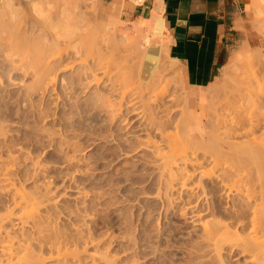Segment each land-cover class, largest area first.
<instances>
[{
  "label": "rangeland",
  "instance_id": "374dc122",
  "mask_svg": "<svg viewBox=\"0 0 264 264\" xmlns=\"http://www.w3.org/2000/svg\"><path fill=\"white\" fill-rule=\"evenodd\" d=\"M39 1L41 3L37 4L36 2ZM85 1L81 9L76 6L78 2L75 4L72 0H35V2L33 0L32 3L26 0H0V123L1 128L4 129L3 133H0L2 163L6 160L4 164H9L7 169L12 168L13 173L10 171L12 173L10 176L13 175L12 179L16 180L15 184L19 189L20 187L23 190L44 189L55 195L54 199L59 202L57 203L59 208L55 209L56 212L54 210L57 215L53 213V223L56 224L54 228L57 226L55 229L59 230L58 228L63 226L64 229L61 227V230L63 232L65 230L66 233L64 232L65 238L62 239L71 238L72 243L68 242V244L75 247L82 246L77 247L76 250L82 253L79 256L82 255L80 258L85 264H93L91 258L88 259L93 253L99 257L97 264H107L108 261L111 264H244L245 256L243 257L238 249L224 248L220 253L214 251L210 253V248L204 247V250L197 246L199 244L197 242L201 241L198 237L199 225L188 219L190 215L188 217L183 213L186 199L195 193H198L197 199L200 197L197 201L199 206H202V209L207 207L208 202L199 190L203 192L204 189H208L206 185H209L210 180L200 181L198 176L194 178L191 184L196 182L203 189L200 187L199 190L197 189L199 192L195 190L193 195L190 189L177 187L170 192L171 195L165 196L163 194L165 190L160 188L158 171H155L157 169L153 168L152 164L150 165V151L145 148L131 151L137 142L140 145V139L146 134L141 132L142 129L138 126L134 115L124 112L127 115L122 117L128 116V122L119 121L124 120L123 118L112 121V117L108 116L109 112H106L110 110L109 105L103 107L95 104H100L95 101L97 96L94 95L98 93V86L94 83L85 89L86 85L83 84H88L87 81L91 80L85 78L83 81L79 80L81 66L57 71V40L61 41L62 48L74 58L72 50L79 41H76L75 37L72 38V30L77 25L85 27L84 29L92 27L90 28L92 35H87L88 39L96 36L99 28L104 24L105 26L110 24L111 29L119 26L132 33L134 37L139 34L137 29L139 19L126 20L115 7L104 5L102 0ZM142 29L144 35L151 34L149 26L143 25ZM93 31H96V34ZM139 43L146 46L142 40ZM157 45L163 49L162 74L159 80L156 79L162 84L156 85L158 89L153 86L158 82L154 81L149 86L142 81L139 74L143 49L136 47L137 44L130 45L127 42L121 46L124 50L122 56H112L107 60L112 66L115 63L126 65V69L116 78L118 79L116 84L124 90L135 85L142 88L140 90L143 91L144 100L139 102L142 98H138L140 100L136 101L139 105L142 103L140 105L143 106L142 111L143 108L146 111L153 110L158 121L169 120L173 124L169 128L170 131L175 132L177 128L179 138L183 141L187 139L188 145L193 143L189 147L199 149L197 152L201 156L203 152L212 153V147L217 144L216 135L208 134L214 132V129L217 134L221 130L217 128L220 125H215L220 124L216 118L224 113V106L229 99L236 100L231 98L232 96L240 97L238 93L242 92L243 88L248 94L249 89L253 90L255 95L260 92L261 96L264 94V77L255 78L258 80L257 83L252 76L257 69V71L261 70V75L264 76V53L261 51L264 48V0L249 1L243 42L230 53L227 64L215 82L198 94L205 119L200 130L188 127L190 98L194 97L195 93H191L186 88L180 66L169 59L165 41L162 38L153 39L151 47ZM79 47L83 48L82 44L81 46L79 44ZM41 55L51 56L50 60L55 59L48 79L43 78L47 79L46 83L49 79L50 81L54 79V83L48 87L37 75ZM85 55L84 52L83 56ZM21 58L24 60L21 61ZM11 59L16 60V69L11 66ZM88 59L91 61L92 56L89 55ZM260 79H263L260 82L261 85L263 84L262 88L258 86ZM40 81L42 84H39ZM103 85L101 84L100 88L106 87ZM159 85L163 89L162 85H165L163 99L159 97L162 94L159 93ZM235 89H239L238 92ZM245 91L242 93L248 95L244 93ZM226 95H229V98ZM169 98H172V101H167ZM248 101L252 103L254 98L252 102L249 99ZM164 102L168 103L167 106H171L166 116L161 112L166 107ZM250 107L252 105H248L247 110L251 109L248 114L251 111H260L261 113H257L259 115L264 111ZM243 109L242 112L239 110L242 116L247 114ZM259 116L264 119V113L263 116ZM120 140L135 142L129 144L130 141L122 143ZM133 143L130 148L129 145ZM164 144L166 143L163 142L162 147L165 146ZM127 150L130 153L126 154ZM239 150L241 151L242 148ZM247 152L243 150L242 154L246 158L249 156ZM260 153L257 158H248V163L244 162L249 166L254 165V160L258 159V156L263 159L264 152L260 151ZM190 157L191 154L187 159L191 160ZM261 161V164L258 163L260 165L263 163L264 167V160ZM2 165L3 169L6 168ZM246 166L254 172L257 168L258 173L261 171L264 173L263 167L261 170L257 165L252 166L253 168ZM1 183L0 219L1 216L5 218L8 216L10 219L5 220V231L0 236V241L2 236L8 239L6 236L10 233L14 236L11 237L14 241L36 238L37 232L32 226L23 227L20 222H16L18 219L12 212L13 192L5 190L6 187L3 188ZM10 212L12 213L8 214ZM203 217L211 220L225 216L208 210L203 213ZM73 233H77V236L72 235ZM32 243L36 245V251L44 256L43 258H48L49 252L46 250L48 246H44L49 245L50 242L44 246L38 245L36 241ZM75 247L71 246L72 249Z\"/></svg>",
  "mask_w": 264,
  "mask_h": 264
},
{
  "label": "bare ground",
  "instance_id": "6f19581e",
  "mask_svg": "<svg viewBox=\"0 0 264 264\" xmlns=\"http://www.w3.org/2000/svg\"><path fill=\"white\" fill-rule=\"evenodd\" d=\"M26 1L30 3L33 2V0H26ZM72 1L75 2V4L76 2H78V5L76 6L80 7L81 9L82 7H84L83 2L85 0H80V1L72 0ZM36 3L40 4L41 1ZM152 18H153L152 20L151 19L147 20L145 18H140V19L138 18L140 20L139 22H137V29L139 34L136 37H134L133 34L130 33L129 31L121 29L119 26H114V27L112 26L113 29H111L110 24L106 26L104 24V26L100 28L94 26L95 28H99V30L97 34L96 31H93L95 32L96 36L88 39L89 34L92 33V30L90 29L92 27L89 28L88 26H86L89 29H84L85 27L83 26H79V25L75 26L72 30V34H73L72 38L75 37V40L76 41L78 40L80 46L82 44L83 48L79 47L78 43L74 45L72 51L75 57L73 58L69 55V53L65 51V49L62 48L61 41L57 40V71L59 69L65 71L72 69L78 65L81 66V70H80L81 77L79 80L80 81H83L85 79L91 80V81L86 80L88 84L87 83L83 84L86 85L84 87L85 89L86 88L88 89L89 86L94 83L96 84V86H98L97 87L98 93H94V95L96 94L97 96L96 97L97 99H95V101L100 102V104L98 103L95 104L103 107L109 105L108 109L110 110L107 109L108 111L106 112H109L108 116L110 115L112 117L111 119L112 121L116 118L118 120L120 118H123L124 120L120 119L119 121L126 122L128 116L127 117L125 116L126 117L125 119V117H122V115H125L126 113L128 115L129 114L134 115V119L136 118L138 122V126L142 129L141 132L142 133L144 132L146 134L145 136H142L143 138L140 137L142 138L140 139V145L138 144L139 142L136 143L138 145L135 144L136 147L133 146L134 143L129 145L131 142H135L130 140H128L130 141L129 144L126 145L127 146L129 145L130 148L131 146L134 147L132 148V150L130 149L131 151L133 150L137 151L140 148H145L150 151L149 162L150 165L152 164L154 166L153 168L157 169L155 171H158L157 174L159 178V183L161 184L160 188L161 189L163 188L165 190V192H163L165 196H169L168 194H170L171 191L176 190L177 187L182 189H190L193 192L191 195H193L195 193V190L197 189L199 190L200 187H201L200 189H203V187L196 182L191 184L194 178L198 176L200 181H203L204 179L210 180L209 185H206L207 188L209 187L208 189H204L203 192L199 190L200 193H202L201 195L204 194L205 200L208 202L206 204L207 205L206 208L202 209L203 207L199 206L197 201L199 200L200 197L197 199L198 196H196V194L198 193H195V195H193L194 197L188 196L189 199L187 198L186 203L184 204L185 207L183 213L188 215V217L190 215L188 219H190V221H192L193 223L199 225L198 227L200 229L199 230L200 233L197 234L199 235L198 237L201 241L198 239L200 242L197 243L199 244L201 243L202 245L197 244V246L201 248L205 247L207 249L210 248L209 249L210 253H212L211 251H214L215 253L216 252L220 253L224 248H229V249L231 248L233 250L238 249L240 254H242L243 257L245 256L244 264H264V177H262L264 176V173L261 171L263 170L262 169L263 163L262 165H260L262 162L261 160H264V156H263L264 119H261L262 117L260 118L259 116V115L263 116L264 111H262L263 113L259 115L257 113H261L260 111L259 112L251 111L250 114L247 113L249 112V110H251V109L247 110L248 105L249 106L252 105V107L250 108L253 109L255 108L257 110L258 109L264 110L263 109L264 97H262L264 96V94L261 96L260 94L261 92L259 91L260 93L255 95L253 90L251 91V89L249 88H248L249 89L248 90L249 94H248V92L245 91L246 90L245 88H243L244 90L241 88L242 89L241 91L242 92L245 91L244 93L248 95H245L242 92H240L243 95L240 93L238 94L241 95L242 97L232 96L231 98H234L236 100L233 99H232L233 101L231 99H229V101L227 100L228 103H226L224 106V113L221 114V116L219 115L221 118L218 116L216 118V121L218 119V122L220 121V124H215V125H220V127L218 126L217 128H220L221 130L217 129L220 130L218 131L219 133L217 134L216 129L213 128L216 132L214 131L215 132L214 133L210 130L211 133L208 134L210 135L213 133L214 136L216 135V140L214 136L212 137L217 144L216 145L212 144V146L214 145L213 147H215V148L212 147L213 149L212 153L203 152L201 156V154L198 153L199 152L198 148H197L198 150H196L193 147L192 149L191 147H189L193 143L188 145L187 139L183 141L179 138L177 128L175 132H173L174 130L170 131L171 129L169 128L172 127L173 124L169 120L158 121L157 120L158 117L155 116L153 110L152 111L150 110L151 112L148 110L147 111L144 110L145 108H143V111L141 110L143 106L141 107L140 105H142V103L139 105V103L136 101L140 100L141 98L142 99L139 102H143L144 100L143 99L144 94H142L143 91H141L142 88L137 87V85H135L131 87L132 89L127 88V90H124L123 88H121L116 84L117 83L116 81L118 80V79L116 80V78H118V76L122 74V71L126 69V65L115 63L112 66L111 62L107 61L112 56L113 57H116L117 55L122 56L124 50L121 46L123 43L127 42V44L130 45L137 44L136 47L143 49V58L140 64L141 68L139 72L142 81L145 82V84L147 83V85L149 86H151L152 82L154 81L158 82L157 80H159V77L161 76L160 74H162L161 70L163 67V63H162L163 58L161 54L163 49L161 48L160 45H157V47H151V45L153 43V39L163 37L164 22H162V20L159 17H152ZM143 25H147L150 27L151 29L150 35H144L142 33ZM140 40H142L146 46L140 44L139 43ZM65 42L70 43L73 41L70 42L65 41ZM84 52L86 53L85 56H83ZM89 55L92 56L91 61L88 59ZM50 58L51 56H47V55H41L40 57L39 73L37 75L41 77L42 81H45L43 83H46L52 65L55 62L54 58L51 60ZM23 60L24 58H21V61ZM10 62H11V66L14 69H16L17 68L16 60L11 59ZM250 62L251 61L249 60V63ZM257 70L255 71L256 73L252 75L254 76V79L260 76L264 77L263 75H261L262 71L260 70L261 71L260 72ZM251 73L252 72H250V75ZM38 76L37 78H39ZM43 78H47V79L45 80ZM243 80L247 81L246 78L245 79L243 78ZM255 80L258 83V80L257 79ZM261 80L263 79H260L259 83L261 82ZM42 81H40L39 84H42ZM53 81H50L49 79V82L46 83L47 87L51 85V83H54ZM235 83L237 82L235 81ZM240 83L239 85H241ZM101 84H104L103 86L106 87L105 88L103 87V89L100 88ZM154 84L155 85L153 86H156L160 83L158 82ZM262 85L260 83L258 86L262 88ZM162 87H164L165 89V85H162ZM160 88L161 86L159 87V93L162 94L159 95L158 93V95L159 97L162 98V96L163 97L165 96L164 95L165 90L163 88L161 89ZM156 89H158L157 86ZM239 89H235V90L237 91ZM229 95L226 96L228 97ZM237 98H239L238 101ZM247 98L250 100V102H252L251 100H253L254 98V102L249 103ZM167 101H172V98L167 99ZM237 103H239V105ZM167 105L168 103H165L164 105L167 107V108L164 107V109H166L165 111H163L164 109L161 110V112H163L164 115L168 114L171 109V106H167ZM240 108L241 109L244 108L243 110L247 113L246 115L243 114L244 117L240 113L241 111ZM144 111L149 113H146ZM157 114L158 113H156V115ZM2 128L0 123V133H3L2 131L4 129ZM122 139L125 138L122 137ZM128 141L125 140L124 142L126 143ZM163 142L166 143L164 144L165 145L164 147H162ZM241 148L242 150L240 151L239 149ZM243 150H246V152L248 151L246 154H248L249 156L246 154L244 155L248 156L249 159L252 157L257 158L256 157L257 155H261L260 151L263 153L262 154L263 159H261L259 156L258 159H256L257 161L259 160V158L261 159L258 161L260 164L253 158L254 162L257 163L256 165L261 167L260 168L261 170H259V172L261 171V173L257 172L258 171L257 168L255 169V172L253 171V169L250 170L248 169L246 165L249 166V164H246L244 162V161L247 162L248 158L242 155ZM128 153H130L129 150H127L126 154ZM254 153H256L255 156ZM190 154L191 157L189 159L191 158L192 159L188 160L187 158ZM1 160L2 158H0V161ZM250 162H252V160ZM0 163H1L0 183L2 182L1 184L3 188L6 187L5 190L8 189V192L9 191L13 192L12 194H13L14 209L12 212L13 214H15V216L18 219L16 222H20V224H22L23 227H25L26 225L28 226L30 225L33 227L34 231L36 230L37 237L32 240L36 241L38 245L44 246L45 244H47V242H50L49 245L44 246V247L48 246L47 247L48 249L46 250H48L49 256H47L48 258H43L44 256L42 257V255L38 253V251H36L35 248L36 245L32 243L33 241L31 240V238L30 240L29 239L24 240L22 238L21 241H14L12 240L14 236H12L11 233L9 235L7 234L6 237L8 239H6L5 236L4 237L2 236V240L0 241L1 242L0 264H85L83 259L80 258L82 255L79 256L82 253H79L80 250L77 252L78 248H81L82 246L75 247L70 243L69 245L68 242L72 243L71 238L69 239L68 237H66L67 240L62 239V237L65 238L64 235L66 233L65 230H64L65 233L63 232V230H61V227L63 226H60L58 228L60 231L55 229L57 228V226H55L54 228V225L56 224L53 223L54 220L53 213L55 209L58 210L57 208H59L57 206V203L59 204V202H57L56 198L54 199L55 195H53L51 192H48L47 190L44 191V189L43 190L39 189L37 191L36 189L33 188H30V190H26L28 189L26 187H25L26 189L24 190L21 187L19 189V187H17L18 185L15 184L16 180L14 181L13 180L14 178L12 179L13 175L10 176V174L13 173L12 168L7 169L9 167L8 163L6 164L7 166L4 163H2V161ZM255 163L254 165L252 164L251 165L256 167ZM1 165L3 167L5 166L6 168L3 169ZM252 166H249V168ZM251 170L254 172V174ZM10 171L12 173H10ZM255 173L258 175L256 176ZM49 193H51V196ZM159 193L161 195V192ZM208 210L212 211V213L214 214L221 213V215L225 217H223L224 219L221 217V219H211V220H209V218L206 217L207 218L206 219L205 217H203V213ZM12 212L8 214H11ZM4 215L6 216L7 214ZM7 219H10V217L8 218L7 216V218H5L4 216H1L0 236L5 231L4 230L5 220ZM79 231L82 232V230ZM68 234H71V232H69ZM68 234L67 236H70ZM76 234L73 233L72 235L77 236ZM82 234L79 235L83 236ZM71 246L75 248L72 249ZM100 256H105V255H100ZM90 258L93 264H97V261L99 260L98 256L94 255L93 253V255L90 256L88 259ZM81 259L83 262L81 261ZM109 263L111 264V262L108 261L107 264Z\"/></svg>",
  "mask_w": 264,
  "mask_h": 264
},
{
  "label": "crops",
  "instance_id": "0c3cea01",
  "mask_svg": "<svg viewBox=\"0 0 264 264\" xmlns=\"http://www.w3.org/2000/svg\"><path fill=\"white\" fill-rule=\"evenodd\" d=\"M249 1L102 0L126 20L159 17L164 22L168 57L180 66L188 91L195 93L188 111V127L193 130H200L205 121L198 94L215 82L230 53L243 42Z\"/></svg>",
  "mask_w": 264,
  "mask_h": 264
}]
</instances>
